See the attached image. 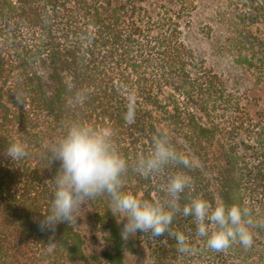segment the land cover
<instances>
[{
    "label": "trees",
    "instance_id": "obj_1",
    "mask_svg": "<svg viewBox=\"0 0 264 264\" xmlns=\"http://www.w3.org/2000/svg\"><path fill=\"white\" fill-rule=\"evenodd\" d=\"M77 118L115 130L129 162L123 190L163 200L182 172L180 206L203 194L248 208L252 246L211 250L182 213L171 230L192 251L168 232L125 240L106 194L86 200L106 231L101 253L74 223L41 230L60 169L47 148ZM159 133L188 166L142 175L135 162ZM14 138L26 145L20 160L6 154ZM135 250L144 264H264V0H0V264H128Z\"/></svg>",
    "mask_w": 264,
    "mask_h": 264
},
{
    "label": "clouds",
    "instance_id": "obj_2",
    "mask_svg": "<svg viewBox=\"0 0 264 264\" xmlns=\"http://www.w3.org/2000/svg\"><path fill=\"white\" fill-rule=\"evenodd\" d=\"M71 92L74 85L69 82ZM82 104L86 95L77 90L71 98ZM135 116L134 101L128 105L126 120ZM115 130L109 126L93 125L82 119H73L64 125L62 134L47 148V160L60 162V169L54 179V194L50 209L41 222V230L52 231L59 223L72 224L74 213L86 200L107 195L113 216L126 219L121 232L122 238L135 235L137 231L159 238L168 232L177 240L178 251H192L184 233L172 231L171 226L177 213L193 217L199 237H206V246L214 251H223L233 243L245 248L253 244L251 229L256 226L248 208L238 204L227 205L222 199L213 207L203 194L189 199L180 206L181 194L189 187V177L182 172L172 175L166 188V196L149 200L124 189V177L129 162L119 150ZM12 160L27 155L26 145L18 138L9 142L6 150ZM189 160L179 153L170 138L163 133L152 137V148L135 162V171L142 175L159 173L169 164L188 166ZM55 243L49 241L48 248Z\"/></svg>",
    "mask_w": 264,
    "mask_h": 264
},
{
    "label": "rangeland",
    "instance_id": "obj_3",
    "mask_svg": "<svg viewBox=\"0 0 264 264\" xmlns=\"http://www.w3.org/2000/svg\"><path fill=\"white\" fill-rule=\"evenodd\" d=\"M38 72H40V74L46 78V73L42 68L38 69ZM196 115L200 122H204L203 117L199 113ZM74 220L76 221L73 223L85 239L87 251L90 253H101V251L106 246L104 240L106 237V231L94 222L92 209L89 207L86 201L74 213ZM132 239V235H129L127 238L128 241ZM141 252L142 253L139 254L136 253L135 250L134 254L128 255V264H144L146 261V255L143 251Z\"/></svg>",
    "mask_w": 264,
    "mask_h": 264
}]
</instances>
